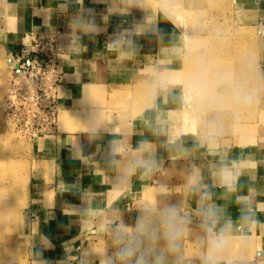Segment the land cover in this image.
Instances as JSON below:
<instances>
[{
  "label": "crops",
  "instance_id": "1",
  "mask_svg": "<svg viewBox=\"0 0 264 264\" xmlns=\"http://www.w3.org/2000/svg\"><path fill=\"white\" fill-rule=\"evenodd\" d=\"M217 3L256 36L264 83V0ZM38 34H58L63 82L56 133L30 142L23 262L113 264L122 246L117 230L130 237L139 218L175 209L200 241L181 262L264 264V132L225 122L214 130L212 114L195 107L233 85L225 74L240 68L242 34L211 36L205 59L188 58L198 46L160 0H0L5 53ZM113 142L124 150L113 153ZM224 166L234 175L230 185L220 176ZM193 175L198 183L190 185ZM210 210L214 234L225 236L217 249L204 227Z\"/></svg>",
  "mask_w": 264,
  "mask_h": 264
},
{
  "label": "rangeland",
  "instance_id": "2",
  "mask_svg": "<svg viewBox=\"0 0 264 264\" xmlns=\"http://www.w3.org/2000/svg\"><path fill=\"white\" fill-rule=\"evenodd\" d=\"M199 1L160 0L162 8L188 32L198 46V55L194 57L205 59L206 54L202 51L203 45L215 47L216 37L211 36L228 37L233 33L250 32L234 24L228 13V7L222 8L217 3L219 0H209V3L203 6L198 5ZM202 35L209 36V42L206 37L207 42L203 44L201 42ZM252 37L249 38L250 40L243 37L239 40L236 39L235 60H240V68L235 72L231 70L225 74V83L233 85L235 83V86L226 85L224 93L219 94V99L216 96H211L207 102H195V107L212 114L209 123L214 130L219 122L221 124L225 122L238 126V130L246 128L245 125H248L252 134L264 132V83L260 81L255 70V56L252 48L256 36L253 34ZM225 48L232 50L227 44ZM8 59L9 54L0 48V264H25L22 260L24 252L21 248L20 221L26 203L30 168L29 147L32 137L21 132L13 118L9 117L5 111L12 80V70ZM230 59L232 63L233 55L230 56ZM235 78L240 80L239 83L236 81L232 83ZM238 134L241 133L238 132ZM164 180L165 176H162L160 181ZM175 219L178 224L182 225L183 222L178 214ZM141 220L148 226L149 234L159 237L158 239L149 240L146 237L137 236L136 227ZM163 232V213H151L136 220L135 231L130 237L142 240L141 251L151 248L149 259H153L156 254L164 253L165 264H199V262L180 261L181 256L185 259L184 255L196 252L199 248L197 245L199 240L191 234L190 230L184 227V232L177 241L178 250L175 254L166 251ZM196 235L201 236L199 231H196ZM134 261L135 257L130 264H134ZM113 264H123L116 254L113 256Z\"/></svg>",
  "mask_w": 264,
  "mask_h": 264
},
{
  "label": "built area",
  "instance_id": "3",
  "mask_svg": "<svg viewBox=\"0 0 264 264\" xmlns=\"http://www.w3.org/2000/svg\"><path fill=\"white\" fill-rule=\"evenodd\" d=\"M8 63L12 80L7 115L32 138L56 133L58 89L63 82L58 34L27 35L19 49L10 53Z\"/></svg>",
  "mask_w": 264,
  "mask_h": 264
},
{
  "label": "clouds",
  "instance_id": "4",
  "mask_svg": "<svg viewBox=\"0 0 264 264\" xmlns=\"http://www.w3.org/2000/svg\"><path fill=\"white\" fill-rule=\"evenodd\" d=\"M92 27V26H89ZM109 49H112L114 45L110 44ZM121 53V57H123ZM145 142L141 143V149L143 150ZM124 149L119 145L118 142H113L112 151L113 153H120ZM147 165V162H146ZM220 176L225 183L230 185V182L234 179V175L231 171L228 170L227 166H224L221 169ZM198 183V180L195 175H193L189 184L194 185ZM176 211L175 209H168L163 213L164 216V232L163 237L166 241V251L168 253L175 254L178 250V239L182 236L184 232V227L176 222ZM217 223V219L214 213L210 210L208 216L205 219L204 227L211 239V247L217 249L224 243L225 236L223 230L219 234H214V228ZM136 233L139 237H146L147 239H158L159 237H153L149 234L148 226L145 225L143 220L138 223L136 227ZM115 240L117 244H122L118 249L116 255L120 258L123 264H130L133 257H135L134 264H165V254L159 253L156 254L153 259H149L151 255V248H147L144 251L142 249V240L137 237H129L126 234V230H117L115 234Z\"/></svg>",
  "mask_w": 264,
  "mask_h": 264
},
{
  "label": "bare ground",
  "instance_id": "5",
  "mask_svg": "<svg viewBox=\"0 0 264 264\" xmlns=\"http://www.w3.org/2000/svg\"><path fill=\"white\" fill-rule=\"evenodd\" d=\"M252 36H253V35L250 34V33H248V32L242 34V37L245 38V39H246V38H248V39H249V38H253ZM248 39H247V40H248ZM249 40H250V39H249ZM251 40H252V39H251ZM197 55H198V52L194 49L193 52H191V53L188 54V58H192V57L197 56ZM213 92H215V91H213ZM213 92H212V93H213ZM0 178H1V177H0ZM10 204H11V203H10ZM10 206H12V205H10ZM1 207H2V206H1ZM8 207H9V206H8ZM0 212H1V210H0ZM1 245H2V243H1ZM0 248H1V247H0ZM3 248H4V247H3ZM4 251H6V250H4ZM4 251H3V252H4Z\"/></svg>",
  "mask_w": 264,
  "mask_h": 264
}]
</instances>
